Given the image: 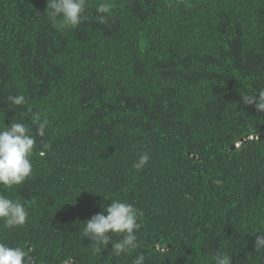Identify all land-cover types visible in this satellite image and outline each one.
Here are the masks:
<instances>
[{
	"label": "trees",
	"instance_id": "16d2710c",
	"mask_svg": "<svg viewBox=\"0 0 264 264\" xmlns=\"http://www.w3.org/2000/svg\"><path fill=\"white\" fill-rule=\"evenodd\" d=\"M100 2L57 30L47 0H0V126L30 109L51 144L37 137L32 176L0 188L29 216L0 240L29 264H264V114L241 99L264 89V0H107L106 24ZM16 94L27 105L9 109ZM104 196L144 212L128 256L80 239Z\"/></svg>",
	"mask_w": 264,
	"mask_h": 264
},
{
	"label": "clouds",
	"instance_id": "9594fccd",
	"mask_svg": "<svg viewBox=\"0 0 264 264\" xmlns=\"http://www.w3.org/2000/svg\"><path fill=\"white\" fill-rule=\"evenodd\" d=\"M88 0H47L45 17L57 30L77 28L85 19ZM111 5L102 0L96 8L97 19L100 23H107V14ZM244 105L254 106L257 112L264 114V89L258 93H244L241 95ZM9 109L24 107L27 99L23 94L7 97ZM31 112L28 109L19 120L11 119L9 124L0 126V188L15 190L23 185L33 174L32 156L37 137L45 151L50 150L51 144L43 142L46 136L48 120L41 119L39 114H31V124L35 130L23 120ZM44 155V151H41ZM150 160L147 152L138 155L132 167L140 171ZM111 200L110 205L103 206L102 211L93 215L83 223L80 239L87 238L91 243L93 256L102 254L111 244L110 255L119 258L128 256L134 250L143 247L138 233L143 227L144 212L134 204L120 198L105 197ZM28 210L19 198H12L0 192V227L11 231L23 227L28 222ZM118 237V239H113ZM256 253L264 252V231L258 232L254 240ZM28 251L22 246H12L0 240V264H29ZM143 252L137 253L132 264H145ZM213 264H232L227 251H216L212 256Z\"/></svg>",
	"mask_w": 264,
	"mask_h": 264
},
{
	"label": "water",
	"instance_id": "95a60500",
	"mask_svg": "<svg viewBox=\"0 0 264 264\" xmlns=\"http://www.w3.org/2000/svg\"><path fill=\"white\" fill-rule=\"evenodd\" d=\"M234 148V147H233Z\"/></svg>",
	"mask_w": 264,
	"mask_h": 264
}]
</instances>
